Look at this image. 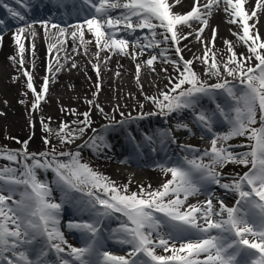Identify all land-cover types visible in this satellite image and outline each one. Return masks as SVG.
Instances as JSON below:
<instances>
[{
  "label": "snow or ice",
  "instance_id": "6c2138e0",
  "mask_svg": "<svg viewBox=\"0 0 264 264\" xmlns=\"http://www.w3.org/2000/svg\"><path fill=\"white\" fill-rule=\"evenodd\" d=\"M247 2L192 0L190 10L181 13L174 8L184 6V0H48L52 8L81 17L61 25L51 18L29 20L26 13L0 0V7L20 22L14 34L19 59H9L26 78L27 90L22 95L27 97L30 92L32 100L19 103H30V115L43 112L42 105L50 102V83L56 82V74L66 65L67 71L79 67L69 54V41L73 54L93 57L91 66L97 77L92 98L83 101L89 106L86 111L61 107V112L76 119L60 121L52 128L51 117L47 121L40 118L46 133L45 150L30 152L28 140H17L19 149L0 148V161L7 162L0 166V264H264V38L257 28L264 15V0H256L254 7L246 9ZM14 3L30 11L34 0ZM219 11L226 13L227 23L235 28L230 31L236 40L225 39L224 49L216 47L215 27L210 38L204 37L210 19ZM4 23L0 20V25ZM37 24L48 41L47 73L51 74V79L45 75L39 85L23 67L26 39H31L35 55ZM193 39L202 46L203 54L186 59L184 52L191 51ZM238 45L246 52L238 53ZM114 55L135 61V79L144 101L155 111H142L144 103L138 102L141 111L136 116L126 114L121 105L106 112L98 102L102 65ZM157 62L171 65L175 75H167L166 90L144 94L141 71L155 72ZM197 62L203 73L196 70ZM161 71L168 74L166 67ZM93 110L109 121L104 131L154 115L188 113L201 139H209L210 148L179 146L183 155L178 159L166 153L156 162L168 179L156 188L140 184L130 190L131 180L118 184L82 159L81 148L89 147L99 155L110 148L93 128ZM5 115L0 111V117ZM35 123L30 121V127L35 128ZM176 130L195 134L182 120ZM235 138L248 143L230 144ZM129 139L137 156L144 148L156 152L157 141L161 149L176 143L172 129L144 133L141 141L131 135ZM79 140L83 144L76 150H61ZM236 148L246 150L237 152ZM228 164L248 170L222 182V170ZM48 172L54 175V182L46 175L40 178ZM213 186L235 194V204L230 207L216 197ZM56 190L62 194L59 201L53 196ZM200 196L206 198L190 202ZM66 203L88 217L66 224L68 230L80 234V247L70 244L61 228ZM113 219L119 222L115 228L107 224ZM109 241L124 246L125 254L110 251L106 247Z\"/></svg>",
  "mask_w": 264,
  "mask_h": 264
},
{
  "label": "bare ground",
  "instance_id": "6f19581e",
  "mask_svg": "<svg viewBox=\"0 0 264 264\" xmlns=\"http://www.w3.org/2000/svg\"><path fill=\"white\" fill-rule=\"evenodd\" d=\"M256 0H248L245 8L255 6ZM192 0H184V6H177L174 11L181 13H186L190 10ZM252 23V21H250ZM210 27L205 30L204 37H211V28L215 27L217 29V40L216 47L224 49V40L235 41L236 37L231 34V31H235L233 25L227 23L226 13L219 11L214 13L213 17L209 21ZM15 27L13 31L10 32L9 36L3 37L0 41V111L6 113L5 116L0 117V136L7 135L8 137L16 138L20 141H29V151L34 149H40L45 144L42 139L46 135L42 131L41 125L39 123L40 118H44L47 121L48 117H51L50 127L57 128L60 121H71L76 119L75 116L66 115L61 112V107L64 108H75L78 111H86L88 105L83 101L85 98H92V93L95 91V83L97 82V77L91 66L95 63L93 57L89 54L85 55H75L71 52L72 44L69 41V54L74 56V59L78 62L79 67L73 69L72 71H67L68 65L65 66V70L60 71L56 74V82L50 83V102L42 105L44 111L38 114H31L28 111L30 108V103L24 105L19 103L20 100L27 99L29 102L32 100L31 93L27 97L23 96L22 93L27 89L25 87V77L21 75L18 64H14L9 57L18 55V46L14 41V34L16 32ZM260 36L264 38V15H260V22L257 24ZM38 36L35 39V55H33L31 50V39L25 40V52H24V68L32 72L34 77V83L37 85L42 83V78L45 75H49L51 79V74L47 73V65L50 59L49 53L47 51V43L43 37V29L40 26H36ZM231 30V31H230ZM27 35V34H25ZM86 38H90V34L86 33ZM183 44H189V41H183ZM191 51L187 49L184 52L185 58H192L193 54L202 55V46L196 42L194 39L189 44ZM92 52L95 48L91 49ZM238 53L246 52V48L238 45L236 47ZM103 55V54H102ZM63 56V53H61ZM145 57H141L144 59ZM219 55L217 59H219ZM91 61V63L89 62ZM63 63V61H61ZM33 64L35 67L33 68ZM254 65V62H253ZM156 71L152 72L148 68H144L141 71L140 84L143 85V93L147 95H155L159 91L166 90L165 85L168 84L167 75H175L172 70V66L169 64H161L157 62ZM168 68V74L161 71V68ZM196 70L203 73L204 69L202 66L195 65ZM119 71L120 75L116 76L115 73ZM18 76L19 79L13 81V77ZM231 79V78H230ZM101 84V93L98 97V102L104 107L106 112L110 111L115 105H121V110L126 114L131 113L132 116H136L141 109L138 107V102L144 103V108L142 111L149 112L155 111L154 106L148 102L144 101L141 89L139 88L137 81L135 79V61L128 57H118L112 56L111 61L106 65H102L101 76L99 78ZM7 101V104L4 103ZM206 106L211 107L207 101L204 102ZM117 120L121 117L117 116ZM92 119L94 121L93 128L97 130V134L103 136L107 142L110 144V148L115 150H120L124 153H128L131 150L129 145L130 142L128 132L133 130V136L136 137L137 141H141L142 137H138L141 132L140 129H149L152 133L159 132L160 130L172 129V134L179 136L183 139L182 143L187 141L188 145H193L200 149L210 148L209 139L206 137L201 139L200 130L197 128L193 132L194 135H190L186 131H177L176 125L173 123L177 121H191V117L188 113H184L182 116H177L173 113L169 117L159 118L154 116L147 117L143 120H138L134 123L126 125L124 128L116 127L114 129H108L104 131V126L109 123L104 119L98 112L93 110ZM165 119L168 122H165ZM35 121V128L30 127L29 122ZM227 130V129H223ZM28 132V134L26 133ZM89 136L92 132L89 131ZM24 137V138H23ZM87 137H85L86 139ZM24 139V140H23ZM230 144H245L248 143L244 138H235L229 141ZM83 144V140L81 143ZM176 145V146H175ZM177 143H171L163 149L159 145V159L153 157H148L145 160L129 159L121 153H116L115 155L110 154L108 149H105L104 154L99 155L94 152L93 149L88 148V150L96 156L100 169L104 174L111 177L112 180L116 181L118 184L127 183L129 180L132 181L130 185V190H136L137 186L140 184L148 185L151 184L153 188L159 187L166 179L163 173L155 166L157 161L163 160L165 154L172 156L173 159H178L175 154L179 153L181 149ZM46 147V146H45ZM65 147V146H64ZM146 149V148H144ZM244 148H236L235 151L242 152L245 151ZM175 151V153H173ZM129 154V153H128ZM144 159V158H143ZM248 169L238 166L233 167L227 165L222 171L224 177L222 182H229L232 178H235L237 173L243 174ZM216 197L222 199L224 203L228 206H233V202L236 200V196L233 193H226L223 189L218 186H213ZM205 196H200L198 198H191L192 203H196L197 199L204 200ZM215 203V201H214ZM66 209V212H65ZM88 219L87 215L79 212L76 206L72 203H68V207L65 206L62 210L61 223L63 219L75 221ZM107 223H110L109 221ZM116 224V222H115ZM111 224V225H115ZM111 225L109 227H111ZM113 228V227H111ZM65 234V238L70 244L78 247L75 243L76 241L81 242L80 238L75 236L73 231L62 229ZM118 246V247H117ZM108 248L113 250L114 254H125V247L121 245H108Z\"/></svg>",
  "mask_w": 264,
  "mask_h": 264
},
{
  "label": "rangeland",
  "instance_id": "374dc122",
  "mask_svg": "<svg viewBox=\"0 0 264 264\" xmlns=\"http://www.w3.org/2000/svg\"><path fill=\"white\" fill-rule=\"evenodd\" d=\"M257 125H259V124H257ZM26 133L28 134V132H26ZM6 137H8V136L7 135H3V136L1 135L0 136V148L6 146L9 149H19L21 147V144L17 143L18 139H16V138L15 139H10V138H6ZM42 141H43V139H42ZM79 142H80V140L77 141L75 144L63 147L61 150H76L77 149V145H78ZM43 150H45V146H43L40 149L31 150L30 152H40V151H43ZM80 151L82 153V159H83L84 162L89 163L91 167H93L94 169L102 172V170L100 169V166H99V164L97 162L96 157L93 156L92 154L90 155V151H88L85 148H83V149L81 148ZM4 163H7V162L6 161H0V166H3ZM229 165H231L233 167H238L239 166V165H235V164H229ZM50 174H51V172H48L47 174H43L42 173L40 177H41V179H44L45 175H46L47 179H49L50 181H54L52 175H50Z\"/></svg>",
  "mask_w": 264,
  "mask_h": 264
}]
</instances>
